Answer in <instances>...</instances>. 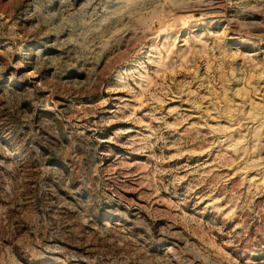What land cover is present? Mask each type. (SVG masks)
Masks as SVG:
<instances>
[{"label": "rangeland", "instance_id": "374dc122", "mask_svg": "<svg viewBox=\"0 0 264 264\" xmlns=\"http://www.w3.org/2000/svg\"><path fill=\"white\" fill-rule=\"evenodd\" d=\"M0 264H264V0H0Z\"/></svg>", "mask_w": 264, "mask_h": 264}]
</instances>
